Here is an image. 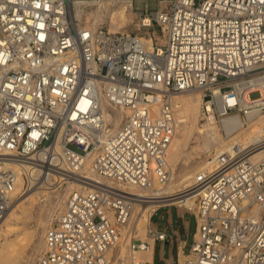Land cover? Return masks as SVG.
Wrapping results in <instances>:
<instances>
[{"label":"built area","instance_id":"obj_1","mask_svg":"<svg viewBox=\"0 0 264 264\" xmlns=\"http://www.w3.org/2000/svg\"><path fill=\"white\" fill-rule=\"evenodd\" d=\"M71 1L0 0V220L22 160L55 182L60 175L80 184L52 215L33 264H105L136 205L172 197L167 152L181 93L201 91L203 118L264 116V0H168L140 12L151 41L80 25ZM101 95L126 109L117 128ZM218 160L184 192L199 188L193 204H182L197 228L179 264H264V135ZM164 202L152 214L181 206ZM148 244L135 236L128 243Z\"/></svg>","mask_w":264,"mask_h":264},{"label":"bare ground","instance_id":"obj_2","mask_svg":"<svg viewBox=\"0 0 264 264\" xmlns=\"http://www.w3.org/2000/svg\"><path fill=\"white\" fill-rule=\"evenodd\" d=\"M71 2L73 14L76 16L80 25H86L93 29L101 28L103 27L102 23L106 18L108 19V30L110 32H130L125 28L130 21L128 16L132 6L130 0H123L120 4H117V0H72ZM88 4H95L97 7L95 10L93 9L94 11H88L86 9ZM139 34L148 41H151L150 38L153 36L149 30L146 31V34ZM154 34L156 36L158 35L157 32H154ZM176 100L179 103V114L182 118L167 152V160L172 170V177L166 191L167 196L172 197L158 202L155 201V203L148 202L146 204H141V206L136 205L132 215V224L129 225L130 228L126 229L125 237L121 238L114 248H111L106 252L105 264H132L133 261L141 263L148 261L146 264H154V237L150 234V228L153 225L151 222V214L153 212L152 208L165 203L164 201H184V203L193 204L194 192L199 190V188L190 193L184 192L193 184L201 183L209 172L218 167L219 156L221 157L229 151L232 152V148L236 145L248 147L255 140L264 135V116L262 115L253 117L249 116L246 117V120H244L240 113L229 114L221 119L222 127L225 131L224 134H221L219 131L217 119L213 116H209L207 121L203 124L204 128L201 129L199 142L194 145L192 149L187 150L191 134L200 125V119L203 116L202 104L204 99L201 91L193 90L181 93L176 97ZM99 101L101 106L108 112L114 128H117L126 113V109L110 104L104 95L100 96ZM55 148L57 151L61 152V146L59 144H56ZM261 153L262 151H256L253 153V156L257 157ZM16 168L18 169V177L17 184L13 192L14 196L18 195V192L23 189V185H25L26 181L25 178H27L30 183L37 185L39 182L38 179L41 177V170L38 168L36 163H33L30 160L20 161L17 163ZM95 176L100 178L102 181L108 182V180L103 177L97 175ZM52 178L53 177L50 176V174L46 175L44 183L46 190L48 188L52 189V191H57L64 180H67L68 185L65 192L61 191L59 195L52 196L53 199H50L51 204L54 207V211L48 217L41 216L40 218V222H42L44 226L42 244L40 247L41 249L44 247L45 234L52 215L64 207L67 192L73 188L80 187L79 183L73 179H69L68 176L64 177V180L63 177L60 176L56 184H54L55 181H53ZM177 181H179L178 184ZM41 186H43V183L38 187ZM38 187L36 186L34 188L36 189ZM41 192H45V190L34 193L31 192L32 194L28 193L29 195L26 193L27 195L25 198H22V200L17 199V204H11L12 206L9 207L4 216L1 218L0 264H21L19 261L20 253L31 235L26 231L24 232L20 230V232H16L15 235L12 236L11 232L15 229L14 223L20 215L19 210L21 212H25L27 210L22 202L26 199H31V203H33L35 201V197ZM134 236L143 240L146 239L150 241V244H148V247L145 249H133L128 245V243L129 239ZM117 247H119L121 251L120 255L117 254L115 256V260H112V251ZM179 256L180 261L183 263L187 254L184 257V254L180 249Z\"/></svg>","mask_w":264,"mask_h":264},{"label":"rangeland","instance_id":"obj_3","mask_svg":"<svg viewBox=\"0 0 264 264\" xmlns=\"http://www.w3.org/2000/svg\"><path fill=\"white\" fill-rule=\"evenodd\" d=\"M121 1H123V0H117V4H120ZM130 1L132 4L131 10L128 13L130 21H129V24L125 28L134 34H139V33H145L146 34V31H147L146 28H143L139 25L140 14H141L140 12L141 11H144L146 9V7H148V10H150V11H156L157 9L162 8L165 5V3L167 4V2H168V0H130ZM88 6L86 7V9L88 11H92L93 9L95 10L97 7V5H95V4H92V5L88 4ZM102 25H103V27L108 29V27H109L108 19L105 18ZM259 95H260V93L258 91H254L250 94V97L251 98H257V97H259ZM242 118L244 120L247 119L246 117H243V116H242ZM206 121H207V118H203V116H202L200 119V125L196 128L195 131H193V133L191 134V136L189 138L187 150L192 149V147L199 142L201 129L204 128L203 124ZM217 124L219 125L220 133L224 134L225 131L222 127L221 119L217 118ZM68 146L70 148L78 151L79 153L83 152L82 149H80L74 143H69ZM203 156H205V155H203ZM42 176L43 175H41V177H39V179H38L39 182L37 183V185H35L34 183H30L29 180L27 178H25V180H26L25 185H23L24 189H21L18 192L19 196L15 195L14 201L12 203V205H14V204L16 205L18 202L17 199L22 200V198H25V196L28 193L32 194L34 192H38V191L40 192L41 190H45V192H41L40 194H38V196L35 197V201L33 203H31V199H26L25 201L22 202V204L25 206V208L27 210L25 212H21L19 210L20 215L14 223L15 229H13V231L11 232L12 236H14L16 232H20V230L24 231V232L26 231L27 233H29L31 235L28 238L27 243L24 245L22 252L20 253V260L19 261L21 264H33L39 250H41L40 247H41L42 238H43L44 226H43V223L40 222V218H41V216H47L48 217L54 211L53 210L54 207L51 204L50 199H53L52 196L59 195L61 191L65 192L67 185H68L67 180H64V181H62V183H61L62 185L59 186L57 191L56 190L52 191V189H48V188L46 190V187L44 184L46 176H45V174L43 177ZM58 178H60L59 175L56 177V181L58 180ZM52 179L54 181V178H52ZM42 183H43V186L38 187ZM56 183L57 182H54V184H56ZM178 183H179V181H177V184ZM36 186L38 188L35 189L34 187H36ZM44 187H45V189H44ZM68 192H67V194H68ZM49 193H50V195H49ZM62 196H63V194H62ZM180 203L183 204L184 201H180ZM162 212L164 213V209L159 210L158 214L162 213ZM158 214L154 216V220H157L160 227H161L165 223L166 213H164L163 217H159ZM187 217L190 220V226H189V234H188V238H187L188 241H187L186 251H189L190 245L193 241V232L195 231V217L191 216L189 214H187ZM120 252L121 251H120L119 247L115 248L112 251L111 259L115 260V256L117 254L120 255ZM174 254H176V251H174ZM156 262L162 264V262H160L158 260V247H156ZM174 264H179V263L176 260V262Z\"/></svg>","mask_w":264,"mask_h":264},{"label":"crops","instance_id":"obj_4","mask_svg":"<svg viewBox=\"0 0 264 264\" xmlns=\"http://www.w3.org/2000/svg\"><path fill=\"white\" fill-rule=\"evenodd\" d=\"M148 6V5H147ZM148 8V7H146ZM181 206L175 204H169L159 207L151 217L152 226L151 228L157 229L159 231H163L166 234L164 240H160L158 238H153V263L156 264V247H158V260L162 262V264H174L180 261V249L182 250L184 257L190 251L192 243L190 245L189 251H186L187 247V238L189 234V226L190 220L187 217V214L194 216L193 213L186 211ZM158 206L153 207L152 209H156ZM164 209L165 223L160 227L157 220H154V216L158 214V211ZM164 213H159V217H163ZM195 217V216H194ZM197 223L195 219V231L196 232ZM150 244V241H148ZM167 246V247H166ZM176 251V254H174ZM160 264V263H157Z\"/></svg>","mask_w":264,"mask_h":264}]
</instances>
